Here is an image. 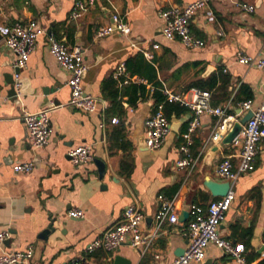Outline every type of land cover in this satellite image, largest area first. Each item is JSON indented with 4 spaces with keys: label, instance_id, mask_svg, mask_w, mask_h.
<instances>
[{
    "label": "crops",
    "instance_id": "1",
    "mask_svg": "<svg viewBox=\"0 0 264 264\" xmlns=\"http://www.w3.org/2000/svg\"><path fill=\"white\" fill-rule=\"evenodd\" d=\"M76 1L0 0V28L5 37L15 23L36 20L70 47L81 46L89 65L83 78L85 91L110 103L105 127L100 125L99 111L90 113L68 104L71 73L50 52L47 36L38 39L28 66L21 71V94L18 100L12 99L8 80L10 74L14 76L16 55L5 38L0 42V231L9 233L0 253L31 246L34 256L26 264H66L83 256L86 245L118 223L128 205L140 206L145 214L142 229L152 231L159 194L177 196L179 218L192 203L207 206L216 198L204 181H225L217 167L227 156L237 163L242 147L225 143L224 138L213 141L218 118L206 114L193 134L197 164L191 171L179 167L182 134L192 118L187 108L171 113L169 119L180 124L179 130L172 129L162 146L151 150L144 139L146 120L156 106V87L191 98L195 88H189L191 83L223 73L230 83L220 89L219 82L210 90L214 105L236 99L244 84L253 92L255 108L264 98V70L237 60L238 54L264 57V0H210L191 20L193 32L206 41L197 49L166 39L159 15L161 8L192 0H98L74 18ZM238 3L253 4L255 9L245 10ZM115 12L131 26V33L98 37V28L112 23ZM122 63L127 72L115 78ZM242 101L233 103L237 106ZM44 109L50 110L54 132L49 144L34 149L23 115ZM235 111L242 118L247 114L239 108ZM113 117L119 122H112ZM81 144L92 146L93 158L76 165L68 151ZM32 160V171L14 170L17 162ZM233 189L236 195L219 232L244 248L250 264H264V136L255 169L241 175ZM72 209L83 210L85 216L71 217ZM188 220L167 222L146 252L125 243L110 253L96 251L84 264H113L116 255L131 264H152L155 253L161 254V264H171L188 246L184 233ZM205 252L204 262L190 264H238L216 244H208Z\"/></svg>",
    "mask_w": 264,
    "mask_h": 264
},
{
    "label": "built area",
    "instance_id": "2",
    "mask_svg": "<svg viewBox=\"0 0 264 264\" xmlns=\"http://www.w3.org/2000/svg\"><path fill=\"white\" fill-rule=\"evenodd\" d=\"M98 0H77L72 9L74 18L94 6ZM210 0H192L184 5H173L168 8H161L159 15L164 21L162 34L168 40H180L186 47L197 49L206 45V41L200 38L191 28L192 18L203 10ZM248 11H254L253 4L238 3ZM114 32L128 35L131 33V26L117 12L113 14V22L98 28L97 36L104 37ZM41 36H47L50 52L57 62L71 73L67 85L71 89V99L68 104L74 108L86 112H100L102 116L101 126L106 125V111L110 107L108 100L87 93L84 89L83 78L88 71L89 65L84 59V52L79 45L70 47L64 41L59 40L52 32L42 27L36 20L28 23L17 22L7 31L5 42L7 47L16 55L14 69V85L18 96L21 94L23 80L21 71L25 69L30 61L31 54ZM148 58L152 55L145 52ZM237 60L264 70V57L238 54ZM127 72L125 63H122L114 74L115 78ZM126 78L125 82H130ZM192 97L186 94L177 93L170 88L163 87V93L170 102H179L181 105L192 111V118L186 131L182 134L181 158L177 165L191 171L198 161V155L192 152L194 144L193 134L201 124V117L209 114L218 118L212 132V140L220 142L231 130L235 123L241 122L242 116L235 110L253 115L244 124L241 131L234 137L232 143L240 145L241 152L237 163H234L231 156L225 157L217 167L218 174L225 180L231 182V188L225 196L216 197L207 206L199 203H192L189 208V220L184 226V233L188 238V246L185 252L178 256L171 264H190L192 262L202 263L206 259L205 248L208 244H216L238 264H250L244 248L233 239L220 234L219 228L226 218L235 198L233 189L238 178L255 169L256 156L259 152V144L264 136V98L258 107H254V100L248 99L235 106L230 99L224 105L212 103V93L207 89L193 88ZM3 97L0 85V98ZM27 128L29 144L34 149H40L49 144L54 132L50 110L44 109L37 112H26L23 115ZM112 122L118 123L119 119L112 118ZM172 131L171 120L165 112V102L156 104L153 113L146 120V142L151 150L158 149L165 142L166 137ZM71 160L78 165L88 162L93 158L92 146L81 144L71 147L68 151ZM35 162H17L14 170L17 172H30L34 169ZM160 208L155 216V227L152 231H144L142 223L145 219L143 210L138 205L125 207L121 220L105 230L102 234L90 241L85 248V254L78 256L66 264H84L86 257L98 250L113 252L123 244L129 243L134 247L142 248L143 252L149 250L155 239L162 234L164 225L179 224V210L177 207V196L169 197L159 194ZM71 217L83 218L84 211L72 209L69 212ZM7 231H0V246L8 238ZM34 249L29 246L24 250L3 251L0 253V264H26L32 260ZM155 261L152 264H161V254H154Z\"/></svg>",
    "mask_w": 264,
    "mask_h": 264
},
{
    "label": "water",
    "instance_id": "3",
    "mask_svg": "<svg viewBox=\"0 0 264 264\" xmlns=\"http://www.w3.org/2000/svg\"><path fill=\"white\" fill-rule=\"evenodd\" d=\"M5 34L0 28V42L4 40ZM16 72H19L20 69L16 68ZM8 82L10 83V90H9V96L12 97L14 100H18V94L15 89L14 85V76L13 74H10ZM253 115V111H249L242 119L241 122H237L234 124V126L231 128L230 132L224 137V142L225 143H232L234 137L241 131L242 129V124H244L248 119H250ZM179 123L174 122L171 123V127L174 131L179 130ZM145 144L147 145L146 138L144 139ZM204 186L211 192V194L214 197H221L225 196L228 191L231 188V182L225 180V181H218L213 178H206L204 181ZM189 211L184 210L181 213L180 220L181 221H186L189 218ZM50 228L53 230V224L50 226ZM185 252V249H182L179 256L182 255ZM113 264H131V261L121 255H116L113 260Z\"/></svg>",
    "mask_w": 264,
    "mask_h": 264
},
{
    "label": "trees",
    "instance_id": "4",
    "mask_svg": "<svg viewBox=\"0 0 264 264\" xmlns=\"http://www.w3.org/2000/svg\"><path fill=\"white\" fill-rule=\"evenodd\" d=\"M221 83V86L219 87L220 89L222 88H226V86L229 85L230 83V77L226 74L221 73L220 76L218 77L217 75H212L210 78L203 80L201 82H193L189 85V88L191 87H197L200 89H207V90H212L214 87H217L218 83ZM157 86H159L157 84ZM228 96H230V92L226 93ZM253 97V92L252 90L249 88V86L247 85H242L240 88V91L238 92L236 99H234V103H237L241 100H246V99H251ZM153 98L156 104L160 103V102H165V112L166 115L169 117H171V113L176 112V113H180V112H186L188 109L185 106H180L179 103H174V102H170L167 100L165 94L163 93L162 90L159 89V87H156L154 93H153ZM169 110V111H168ZM248 261H250L248 259Z\"/></svg>",
    "mask_w": 264,
    "mask_h": 264
}]
</instances>
